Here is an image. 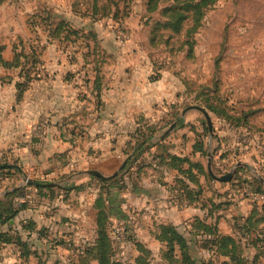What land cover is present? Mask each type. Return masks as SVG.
<instances>
[{"label": "rangeland", "instance_id": "obj_1", "mask_svg": "<svg viewBox=\"0 0 264 264\" xmlns=\"http://www.w3.org/2000/svg\"><path fill=\"white\" fill-rule=\"evenodd\" d=\"M1 1L3 0H0V43L6 48L10 46L14 51V46L17 47L16 52L23 57L22 72L30 69L27 56L36 54L42 59L44 53L54 44H57V51L52 47L48 54H59L64 58L66 77L71 78L66 81L80 83L88 88H95L93 82L95 83V74L98 71V61L108 62L107 55L102 53L110 51V47L118 52L116 57L122 66L116 77L110 69L106 70V74L109 80L115 79L114 83L118 88H163L153 86L152 83L161 79L154 74L159 75L161 69L167 67L172 75L168 77L169 81L176 84L177 88H183V97L178 104L181 105V111L189 106H201L213 120L214 130L213 135L209 133L208 151H214V172L219 176L226 175L238 163L244 165L237 171L243 168L249 170V175L236 172L230 184L215 182L219 186L218 190L224 192L221 202H225L224 199L229 200L233 203L234 210L242 209L243 201L250 198L260 202L261 196L249 187L252 184L251 177L254 176L253 170L256 171V179L258 176L264 177V153L261 147V139L264 141V0H217L206 10L199 32L190 38L192 45L187 44L188 38L185 34L172 36L169 31L160 30L157 26L158 22L165 20L162 11L170 7L172 0H160L158 3L155 0H130L131 7L126 8L128 15L125 14V0ZM74 1L79 4L75 9L72 5ZM117 4L120 8L118 14L115 13ZM155 5L158 8L156 10L153 9ZM103 6L107 8L103 9ZM69 7L76 16L87 17H81L87 19L89 24L82 27L85 34L82 36V46L87 45L83 58L88 61L89 70L94 73V81L91 72L84 69L83 61L80 58L77 61L73 59L76 50L69 47L74 46L73 42L77 41V37L73 36L72 44L69 45L62 44L51 36L50 29L56 28L57 22L67 20H53L49 23L50 29L45 22L51 8L64 15V10ZM94 7L100 9L101 13L108 14L109 18H103L100 13H96ZM73 25L77 26L75 23ZM152 37L155 38L154 42ZM111 39H114L113 44L110 43ZM54 40L58 42L54 43ZM108 40L109 44L105 47ZM148 56L158 68L152 73L147 69ZM42 61L40 67L44 63L43 59ZM38 69L39 66L36 70L30 69L32 79L28 88H32L33 82L38 79ZM46 74L47 70L43 71L42 76ZM0 75L5 81H0V88L23 80L20 71L0 68ZM104 84L105 88H109V82ZM207 100L222 103L230 113L241 115L254 112L248 117L254 127L233 129L230 124L207 109ZM180 116L179 111L178 117ZM174 118L175 113L162 126L168 127ZM186 118L191 127L197 126L200 130H203L202 124H207L204 114L199 111L189 112ZM219 145H222V149L217 151ZM207 158L208 156L201 158L205 166ZM106 173L105 175H109L111 172ZM72 174L55 171L49 178L36 179L31 174H23V177L54 182L66 179ZM248 178L251 181H245ZM99 180L101 179L91 176L71 181L66 188L51 187L52 191L47 192L49 194L46 197L38 198L42 202L37 199L31 201V210L41 220L39 224L36 222L37 226L44 231L40 237L41 245H50L58 251V247L72 249L75 253L73 255H84L85 247L96 237L95 200L103 187ZM80 185L83 186L82 190H70ZM243 185L246 187L242 188ZM105 191L111 197L108 202L112 220L109 232L117 248L116 258L124 264H134L138 256L133 241L127 237V233H123L127 229L136 231L138 236L133 238L147 245L153 251L154 257L158 258L163 247L153 237H146L152 222L145 219L143 207L134 212V208L127 202L128 188L120 183H113ZM62 252L55 255V260ZM69 258L70 256L66 260Z\"/></svg>", "mask_w": 264, "mask_h": 264}, {"label": "crops", "instance_id": "obj_2", "mask_svg": "<svg viewBox=\"0 0 264 264\" xmlns=\"http://www.w3.org/2000/svg\"><path fill=\"white\" fill-rule=\"evenodd\" d=\"M50 11L54 20L65 19L75 28L82 29V27L89 25L86 22L87 19L76 16L70 7L64 10V15L58 14L52 8ZM54 43L57 42L54 40ZM110 43L113 44L114 39H111ZM82 44L83 39L78 40L73 47L69 48L76 50L73 59L77 61L80 58L83 61L84 69L91 72L88 62L83 58L84 51H80ZM108 44L109 40L105 47ZM56 46L57 44L51 45L49 50L53 47L56 52ZM48 51L44 53L42 58L44 63L41 67L39 66L37 71L38 79L33 82L32 88H28L21 101L17 100L16 81L14 84L12 83L13 85L1 86L0 88V160L16 162V166L20 168L19 171L21 172L17 179L10 181L6 179L5 186H10L16 182V187L11 190L27 187L24 197L29 204L27 209L22 211L16 220L12 221L11 225L16 226L14 230L23 232L22 225L27 224L28 221L32 220L38 224L41 221L40 216L35 214L31 207L33 206L32 202L35 201L33 199H37L38 202H42V200L38 199L37 189L25 186L23 174H31L37 179L38 177L49 178L50 174L55 171L75 174L88 170H98L104 175L107 174L106 172H111L105 176H112L120 170L123 162L129 157L126 156L125 151L127 144L132 140V136L145 124L157 125L161 128L153 138V142L159 144L156 148L158 153L188 156L194 161L204 163L201 158L206 156L204 157L200 153L194 154L197 137L195 131L200 132L202 130L197 126L191 127L186 118L189 112L195 110L188 111L184 115V111L191 107L189 106L181 111V105L178 104L181 103L180 99L183 97V88L181 90V88H177L176 84L173 85L169 81L168 77L172 75L167 67L162 68L159 75L154 74L155 77L159 76L161 79L152 83L153 86L163 88H118L116 87L117 84L114 83L115 79L109 80L106 74V70L110 69L116 77L120 74L122 66L116 57L118 52L114 47H110V51L102 53L107 55L108 62H98L103 87L88 88L80 85V83L67 82L66 79L70 81L71 78L66 77L64 58L59 54H48ZM14 56L13 48L8 46L4 52V58L11 61ZM147 62V69L151 73L154 72V69H158L149 56ZM45 70H47V74L42 76ZM90 74L94 81V73L91 72ZM105 82H109V88H105ZM178 110L181 112L180 117H178ZM174 113L173 122L168 127L162 126V124L168 123V117H173ZM176 122V128L164 140H156ZM213 138L215 139V137ZM206 141L208 151L209 137ZM209 153L214 154V151H208V158ZM87 166L96 168L87 169ZM252 172L254 174L251 177L253 182V179H256V171L253 170ZM176 176L175 171H167L165 181L173 184ZM259 177L257 179L264 185ZM262 178L264 179V177ZM128 179V185H126L128 188L127 202L134 208V212L143 207L142 213L145 214V219L152 222L151 229H147L146 237H153L152 231L155 223L159 225L174 224L189 237L188 227L195 217H201L211 222L207 217L208 213L201 207L179 204L173 193L159 182V177L152 170H147V174H143L141 179L134 177L132 184L130 178ZM245 181L251 180L246 179ZM215 182L220 181L214 180L212 190L221 194L222 198L224 192L218 190L219 186H216ZM230 182L220 183L230 184ZM245 187L246 185L242 186V188ZM252 188L255 189L253 185L249 187V189ZM207 189L209 190V187ZM223 190L225 191L226 188ZM211 191L207 192L208 198L213 197ZM6 194L7 192L0 189V198ZM256 194L261 196L260 202L258 199L253 200L251 198L244 200L241 204V206L243 205L242 209L235 208L234 210L232 208L233 203L224 199L230 204L217 213L220 218L218 225L223 233L233 236L239 235L235 229L234 218H247L255 204H264V198L262 199L264 194ZM248 202L250 204H246ZM5 231L11 232L9 226H0V233ZM38 231L31 233L30 242L32 245L29 244L27 247L28 253L31 254L29 258L23 255L24 251L21 247L0 243V264H68L70 260L67 261L66 258L75 254L74 250L58 247L59 251L63 252L55 260V255L59 251L50 245H41L40 240H38ZM123 233H127L128 238L138 236L136 231L131 232L130 229L124 230ZM29 234L26 232L24 236L28 237ZM125 235L120 234V236ZM134 249L137 253L136 248ZM128 250H130L129 247ZM194 250L197 258L209 257L207 251L199 252L196 247ZM176 261V264H182L180 254Z\"/></svg>", "mask_w": 264, "mask_h": 264}, {"label": "trees", "instance_id": "obj_3", "mask_svg": "<svg viewBox=\"0 0 264 264\" xmlns=\"http://www.w3.org/2000/svg\"><path fill=\"white\" fill-rule=\"evenodd\" d=\"M155 1L158 3L160 0ZM172 1L173 3L170 7L162 11V16L165 20L158 22L157 26L160 30L169 31L172 36L185 34L188 38L187 44L192 45L190 38H193L199 32L206 15V10L217 0H199L197 2L196 0ZM125 2H127L125 4V14L127 13L128 15L126 8L129 9L131 7L130 0H125ZM74 4H72L73 9L79 5L75 1ZM116 6L115 13L118 14L120 8L118 4ZM106 8L107 6H103V9ZM93 9L96 13H100L103 18H109V15L101 13L100 9L97 10L95 7ZM153 9H158L157 5L153 6ZM47 15L48 18L45 22L50 29L49 23L54 20V17L51 13H47ZM81 17L87 18L85 16ZM50 30L51 36L62 44H72L73 36L77 37V41L73 42L76 44L85 35L83 29L75 28L69 21H59L57 22V27ZM93 36L96 37V34H93ZM151 40L154 42L155 38L152 37ZM82 45L80 51L86 52L87 45ZM14 49V59L8 61L4 58L6 46L0 43V68L20 71L23 80L17 82L16 87L18 89L17 100L21 101L31 83L30 69L36 70L43 61L36 54L27 56V59L30 60L28 63L30 69L22 72L23 57L21 53L16 52V46H14ZM86 62L88 61L86 60ZM34 79H37V77H34ZM101 79L100 70L98 69L94 83L95 88L103 87ZM2 80L5 82L0 75V81ZM207 109L216 117L223 119L222 121L225 123L230 124L233 129H252L254 127L251 125L253 122L250 123L248 118L254 112H245L241 115L234 114L233 112L230 113L228 108L224 107L222 103L210 100H207ZM202 129L200 132L195 131L197 137L194 145V154L200 153L205 157L208 155L206 140L209 137V128L204 123L202 124ZM160 130L159 126L149 124H145L143 128H139L132 136L131 142L127 144L125 154L126 156L132 155V159L128 162L123 172L111 181L104 182L99 180L103 187L95 200V209L97 211L96 237L88 244L89 246L85 247L83 256L70 255L69 260L71 264H124L116 258L117 248L110 236L109 231L112 220L108 202L111 200V197L108 196L105 188L109 185L111 186L113 183H120L123 187H126L128 185V178H130L132 184L134 177L141 179L143 174H147V170H152L159 177V182L173 193L175 200L179 204L201 207L208 213L207 217L211 222L201 217H195L191 220L188 227L190 232L189 237L183 234L174 224L159 225L155 223L152 234L153 238L162 245V253L158 258H155L153 251L147 245L137 242L131 237L129 239L133 241L134 247H136L138 252L134 264H153L154 262L156 264H176V258L179 254L182 264H264V204H255L251 214L247 218H234L235 229L239 235L235 234L233 236L223 233L218 225L220 218L217 216V213L230 203L218 202L221 199V194L212 190L214 180L204 163L194 161L188 156L168 153L160 154L156 151L159 144L154 143L153 138ZM261 147L264 153V141L262 139ZM219 149H222V145H220ZM14 163L16 162H8L5 159L0 160V166L6 164L14 165ZM167 171H175L177 173L173 184L165 181V173ZM20 173L17 167H10L3 171L0 170V189L7 192L5 196L0 198V226L7 225L11 230V232L5 231L0 233V243L21 247L24 251L23 255L29 258L31 254L28 253L27 247L31 244V233L37 232L39 229L37 223L32 220L28 221L27 224L22 225L21 229H23V232L21 230H14L16 226L11 225L12 221L16 220L19 214L29 206L26 201L20 206L16 205L17 198L26 195L27 187L11 190L16 187V182L10 186H5L6 179L7 181L17 179ZM237 173L249 174V170L243 168L239 169ZM253 180L251 186L255 187L256 190L254 192L264 194V185L258 179L254 178ZM207 187H209V190ZM34 188L37 189L39 197H46L49 194L47 192L52 191L50 188ZM82 189V185L70 188L72 191H80ZM209 191L213 193L212 198H208L207 192ZM26 232L30 233L28 237L24 236ZM43 232V230L39 229L38 240H41L40 237ZM194 247L199 252L207 251L209 257L197 258Z\"/></svg>", "mask_w": 264, "mask_h": 264}, {"label": "water", "instance_id": "obj_4", "mask_svg": "<svg viewBox=\"0 0 264 264\" xmlns=\"http://www.w3.org/2000/svg\"><path fill=\"white\" fill-rule=\"evenodd\" d=\"M191 110H195V111H199L200 113H203L206 121H207V125L209 128V132L211 135H213V120L211 118V116L209 115V113L201 106H191L189 108H187L184 111V115ZM177 126V122L174 123L172 126H170V128H168L165 132H163L156 140L157 141H162L164 140ZM132 159V155L129 156L122 164L120 170L112 175V176H105L103 173H101L98 170H88V171H83V172H79V173H75L70 175L68 178L63 179V180H59V181H54V182H46V181H40V180H36V179H32L30 177H25L24 181H25V186L28 187H41V188H51V187H55V188H66L67 185L71 182V181H79L81 179L87 178V177H96L101 179L104 182H108L113 180L115 177H117L122 171L123 169L127 166L128 162ZM213 159H214V154L213 153H209V158H208V172L211 175V177L215 180V181H220V182H230L233 180L237 169L241 167V165H244L243 163H238L236 164L234 167H232L231 171L226 174V175H217L214 170H213ZM10 167H17L18 169H20L18 166H14V165H1L0 166V170H4V169H8ZM245 167V166H243ZM259 179L264 182V179L262 177H259Z\"/></svg>", "mask_w": 264, "mask_h": 264}, {"label": "built area", "instance_id": "obj_5", "mask_svg": "<svg viewBox=\"0 0 264 264\" xmlns=\"http://www.w3.org/2000/svg\"><path fill=\"white\" fill-rule=\"evenodd\" d=\"M25 201H26L25 197H23V196L22 197H18L17 200H16V205L20 206Z\"/></svg>", "mask_w": 264, "mask_h": 264}]
</instances>
